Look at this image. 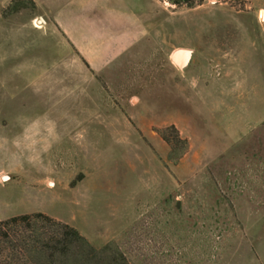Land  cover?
<instances>
[{"label":"rangeland","instance_id":"1","mask_svg":"<svg viewBox=\"0 0 264 264\" xmlns=\"http://www.w3.org/2000/svg\"><path fill=\"white\" fill-rule=\"evenodd\" d=\"M36 1L0 0V220L128 264H264V0H137L143 55L105 69Z\"/></svg>","mask_w":264,"mask_h":264},{"label":"crops","instance_id":"2","mask_svg":"<svg viewBox=\"0 0 264 264\" xmlns=\"http://www.w3.org/2000/svg\"><path fill=\"white\" fill-rule=\"evenodd\" d=\"M36 3L37 1L34 0ZM56 28L65 33L92 69H105L109 58L126 60L120 67L129 68L131 60L142 56L141 41L148 33L142 24L137 0H44ZM113 43L111 48V44ZM121 43L119 48L114 47ZM116 48V49H115ZM148 49V48H147ZM169 60L174 65L171 49ZM103 53L101 54V52ZM105 55V56H103ZM165 61V58L163 59ZM78 56L76 66L78 68ZM111 61V59L109 60ZM119 67V69H120ZM90 68V69H91Z\"/></svg>","mask_w":264,"mask_h":264},{"label":"trees","instance_id":"3","mask_svg":"<svg viewBox=\"0 0 264 264\" xmlns=\"http://www.w3.org/2000/svg\"><path fill=\"white\" fill-rule=\"evenodd\" d=\"M34 5L33 0H29ZM180 4L181 0H169ZM14 11L18 7L14 6ZM163 139L173 149L182 143L177 130ZM0 264H128L109 245L96 250L71 225L42 212L23 213L0 220Z\"/></svg>","mask_w":264,"mask_h":264},{"label":"water","instance_id":"4","mask_svg":"<svg viewBox=\"0 0 264 264\" xmlns=\"http://www.w3.org/2000/svg\"><path fill=\"white\" fill-rule=\"evenodd\" d=\"M188 56H189V52L178 49L173 52L172 59L178 65H182L187 60Z\"/></svg>","mask_w":264,"mask_h":264}]
</instances>
